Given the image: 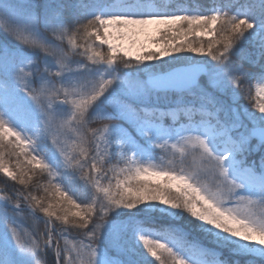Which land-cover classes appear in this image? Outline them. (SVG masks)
Returning a JSON list of instances; mask_svg holds the SVG:
<instances>
[{"label":"snow or ice","instance_id":"6c2138e0","mask_svg":"<svg viewBox=\"0 0 264 264\" xmlns=\"http://www.w3.org/2000/svg\"><path fill=\"white\" fill-rule=\"evenodd\" d=\"M0 174V264H264V0H0Z\"/></svg>","mask_w":264,"mask_h":264},{"label":"trees","instance_id":"16d2710c","mask_svg":"<svg viewBox=\"0 0 264 264\" xmlns=\"http://www.w3.org/2000/svg\"><path fill=\"white\" fill-rule=\"evenodd\" d=\"M161 2H164V0H161ZM168 2H171L174 7L178 4H184L185 6L195 7L196 5H207L208 0H168ZM4 183L5 179L2 177V174H0V188L4 187ZM8 183L10 184L11 182ZM40 227L42 228L43 225L41 224Z\"/></svg>","mask_w":264,"mask_h":264}]
</instances>
